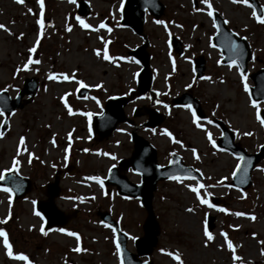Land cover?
Returning <instances> with one entry per match:
<instances>
[{
	"label": "rangeland",
	"instance_id": "1",
	"mask_svg": "<svg viewBox=\"0 0 264 264\" xmlns=\"http://www.w3.org/2000/svg\"><path fill=\"white\" fill-rule=\"evenodd\" d=\"M77 1L73 4L69 0H44L41 29L36 23L41 18L36 0H24L23 4L0 0V24L11 32L0 30V89H7L6 93L13 99L22 90L26 78L37 83L32 99L26 104L22 102L8 116L7 123L0 124V131L5 126L0 137V171L11 167L16 157L21 161L17 173L31 181L28 196L11 205L8 194L0 191V220L8 217L0 228H5L13 253L27 255L32 264H120L113 233L100 224L98 212L111 214L128 234L127 248L135 252L131 237L142 236L146 211L137 199L118 196L114 186L103 184L101 187L97 181L88 179L98 176L104 181L111 166H117L120 158L131 155L130 134L135 131L156 148L158 164L166 165L171 155H179L185 165L200 173L199 183L211 186L201 189V194L211 192L208 199L219 201L214 208L201 205L186 187L195 186L197 182L193 180H159L152 193L159 235L148 259L153 264H177L167 255L172 252L180 254L183 264H264V172L259 170L264 168V159L251 171L248 190L227 187L237 158L214 148L205 131L211 133L216 144L220 130L208 120L219 119L249 153L264 144V127L255 118L249 92L243 89L245 82L253 86L249 75L264 70V24L251 16L252 8L246 5L233 4L231 0H210L214 11L229 21L226 26L250 47L251 56L244 73L246 81L242 82L238 68L222 64L220 52L211 46L216 30L206 11H193L194 7L206 8L199 0H160L164 6L162 14L155 18L146 12L142 35L120 24L123 0H84L90 12L86 17H79L96 31L80 27L76 19ZM257 3L264 9V0ZM156 20L164 24H157ZM101 21L107 28H98ZM68 25L71 31L65 30ZM41 32L36 51L29 53L28 49ZM171 36L182 44L180 57L168 45ZM104 41L109 42L108 52L114 58L111 61L95 55L94 50H103ZM145 42L153 80L150 90L138 95L136 78L141 66L128 52ZM29 55L40 64L29 65L31 70L17 73L16 69L22 67ZM198 56L205 60L203 77L208 79L194 78L192 61ZM49 73H74L76 80L89 86L88 93L79 97L80 86L75 80H49ZM97 84L101 87H95ZM185 92L200 101L207 117L206 121L199 120L201 128L192 123L190 109L172 103L174 97ZM65 93H69L65 100L73 110L72 115L60 99ZM122 95L126 97L122 108L125 121L107 138L94 139L91 119L83 113H91L92 118L102 112L108 99ZM260 102L263 110L264 102ZM136 107L155 109L161 116V124L155 129L144 127L148 117L133 115ZM246 132L253 134L243 135ZM21 136L25 137L23 146H19ZM18 146L21 147L19 156ZM192 149L196 150L195 155ZM28 153L33 154L31 164ZM113 156L116 158L112 159ZM57 170L61 173L55 205L65 214L73 210L77 213L63 228L64 233L57 231L60 229L57 227L44 236L39 231L41 219L34 214L31 202L45 198L41 189L53 182ZM124 174L131 182L140 180L131 170ZM219 208L227 211L221 212ZM237 212L245 215L237 216ZM205 222L214 237L207 245L203 235ZM68 231L79 235L80 247L86 251H72L77 241L67 235ZM221 232L232 241L240 260H233ZM0 264L24 262L8 257L0 241Z\"/></svg>",
	"mask_w": 264,
	"mask_h": 264
},
{
	"label": "water",
	"instance_id": "2",
	"mask_svg": "<svg viewBox=\"0 0 264 264\" xmlns=\"http://www.w3.org/2000/svg\"><path fill=\"white\" fill-rule=\"evenodd\" d=\"M253 8L257 10L258 15L261 14V7L258 5L257 0H249ZM163 4L159 0H125L122 8L121 24L125 27L131 28L136 34L141 35L143 24L145 20V12H149L155 18L160 17L163 12ZM79 15L86 16L89 8L84 1H79L77 6ZM213 19L216 21L219 31L216 30L212 38V44L221 52L222 63L226 64L233 59H236L240 65V70L244 73L247 71V62L251 56L249 45L246 40L236 36L224 24L223 19L213 13ZM230 42H235L240 46L239 51L241 55L232 50ZM145 45L136 48L130 52V55L139 61L143 69L138 77V95L144 94L151 86V74L149 72V56L145 52ZM169 46L173 49L177 57L182 54L181 43L174 37L170 38ZM203 58H195L193 61V72L196 78L202 77L205 65ZM253 86L249 88L251 97L260 101H264V70L260 69L253 73L251 76ZM37 84L33 79H26L23 84V90L16 96L15 99H10L9 96L3 92L0 93V108L4 109L6 115L11 114L15 109L20 106V101L24 95L28 99L24 103H28L36 90ZM86 91H84L85 93ZM82 92V94H84ZM173 104L184 106L190 104L196 114L203 117L201 107L196 98L191 97L187 93L181 94L172 100ZM125 100L114 98L110 99L103 111V114L97 115L93 120L94 132L98 134L99 138L107 137L115 128V126L124 120L122 107ZM148 114V128L156 127L161 122V117L157 115L155 110L138 109L135 115ZM261 118H264V109L261 110ZM7 123V118L5 119ZM5 124V123H4ZM220 126L223 135L218 139L217 146L219 149L226 150L235 156L243 155L245 161L243 162L241 170L237 172L235 177H232L231 182L228 184L240 191L248 190L251 186V171L257 163L264 159V145L259 148V151L254 154H248L240 144L235 143V137L230 130L223 126L222 123L217 122ZM4 126L2 127V131ZM134 142V151L129 159L120 160L119 166L121 170L130 167L134 172L141 176L139 184L129 183L125 176L119 175L116 168H112L107 176L106 183L114 184L117 186V192L120 195L137 198L140 200L142 206L145 208L147 216L143 224V236L134 242L136 254L129 252L126 248L127 237L119 230L116 222L110 219L107 213L100 214L102 223L115 229V242L120 244L121 255L120 259L124 260V264H152L149 261H141L139 257L149 256L153 248L157 244V237L159 234V225L156 221L155 215L152 210V193L155 189L156 183L159 180L170 179L171 176H180L182 179L187 178L189 175L195 177V180H200L199 173L191 167L185 166L180 160L179 156L174 155L171 157L169 163L165 167H160L156 161V150L143 138L132 134ZM175 160L176 163H171ZM251 161V163H247ZM243 167H247V172L243 171ZM59 172H56L54 182L45 187V194L48 196L47 201H40L36 203L35 209L39 211L45 220V228L50 229L56 226H64L72 215L63 216L57 210L53 203V199L58 195V181ZM17 185L19 188L17 189ZM0 187H9L14 191L12 192L15 200L22 198L30 190V182L26 178H21L17 173H5V180L0 181Z\"/></svg>",
	"mask_w": 264,
	"mask_h": 264
},
{
	"label": "snow or ice",
	"instance_id": "3",
	"mask_svg": "<svg viewBox=\"0 0 264 264\" xmlns=\"http://www.w3.org/2000/svg\"><path fill=\"white\" fill-rule=\"evenodd\" d=\"M37 4L39 5V9H40V17L39 19H37L36 23L38 25H40L41 29H43L44 27V19H43V13H44V8H45V5H44V0H36ZM70 3H73L75 4L76 3V0H69ZM200 4L202 5H206V8H193V11L194 12H207V15L209 17H212L213 16V12H214V9H213V5L212 3L210 2V0H199ZM231 2L233 4H240V5H246L248 6L249 8H252V12H251V16L258 22V23H261V24H264V9L261 10V14L258 15L257 13V10L255 8H253L252 4L249 3V0H231ZM16 3H19V4H23L24 3V0H16ZM32 9H28V12H31ZM77 21L79 22V25L81 28L83 29H92L93 31H96L98 29L96 28H93L90 24L88 23H85V21L83 19H81L79 16L76 17ZM157 24H164V21L162 20H156L155 21ZM229 23V21L227 20H224V24H227ZM212 26L213 28H215L217 31H219L218 27H217V24H216V21L213 20L212 22ZM98 28H107V25L101 21V23L99 24ZM0 30H3L5 32H8L9 34H11L10 32V29H8L4 24H0ZM66 31H71V25H68L65 29ZM108 31L110 32L111 29L109 28ZM23 33L20 34V36H22ZM42 35V32L40 34H38L37 36V40H36V43L28 49L29 53H34L36 51V48H37V45L39 44L40 42V36ZM18 39L20 38L19 36L17 37ZM108 41H104V48L103 50H100V49H96L94 50L95 52V55L97 57H101L103 60L105 61H111L113 60L114 58L111 57L109 55V52H108ZM212 47H215V45H211ZM230 47L232 50L236 51L237 52V55H241L242 53L239 51L240 49V46L238 44H236L235 42H230ZM33 64H40V61L39 60H35L32 58L31 55H29L27 61L22 65V67H18L16 69V72L19 73L20 71H28V70H31L29 68V65H33ZM232 66H236L238 69H240V65L238 64L237 60L236 59H233L230 61V64H229V67H232ZM173 70H175V68H173ZM240 74H241V81H246V76L245 74L243 73L242 70H240ZM47 78L49 80H53V81H56V80H59V79H63L64 81H69V80H75L76 83L81 87V88H87L89 87L86 83H84L83 81L81 80H76V77H75V74H71V75H68V74H64V73H49ZM201 79H208V77H201ZM95 87L99 88L101 87V85L97 84L95 85ZM187 87H191V85H187ZM243 89L244 91L247 93L249 91V86L248 84L245 82L243 83ZM7 89H0V92H6ZM159 95V93H157ZM69 95V93H65L64 96L60 97L62 103H64V107L67 108L68 110V113L69 115H72L73 114V110L71 107H69V105L67 104L66 100H65V97ZM93 99H95V97H93ZM157 103H161L160 101H156ZM249 102L251 104V107L255 110V118L257 121H259L260 125L261 126H264V118H261V103L260 101H258L257 99H253L251 97H249ZM97 103H99V101H97ZM164 107L165 108H168V105L167 104H164ZM185 108H188V109H191V105L190 104H186L184 105ZM4 109L3 108H0V117H3L4 116ZM83 115H86L89 117V119H91V113H83ZM199 120H200V117H198L195 113V111H192V123L197 127V128H201L202 125L199 123ZM3 123H6V121H3V120H0V124H3ZM208 123L209 124H212L213 121L212 120H208ZM206 131V135L209 139V141L212 143V146L215 148L216 147V144L215 142L213 141V138H212V135L211 133H207V130ZM166 134L171 137L172 136V133L171 132H167L166 131ZM253 133L252 132H246V133H243V135H247V136H251ZM4 135V132L0 131V137H3ZM221 135H223V133H221ZM69 136V139L71 138V133L68 134ZM175 143L177 144H180L181 142L179 140H175L174 141ZM54 143V141H53ZM25 144V137L21 136L19 138V146H23ZM17 148V156H19L21 154V147ZM24 151H27V149H23ZM67 151V149L65 150ZM85 151H87V149H85ZM192 152L193 154L195 155L196 153V150L195 149H192ZM103 155H108L107 153H103ZM116 157L113 156L112 159H115ZM198 158V157H197ZM32 159H33V154L32 153H28V163L31 164L32 162ZM65 160H67V155H65L64 157ZM237 163L235 165V168L233 169L231 175L233 177H235L237 175V172L239 170H241L242 168V165H243V162L245 161V157L243 155H240L237 157ZM41 163H43V161H41ZM171 163H176L175 160L171 161ZM247 163H251V161H248ZM21 165V161L20 159L16 158V157H13L12 161H11V167L5 169L4 171H0V181H3L5 180V172H9V173H16L18 172V169ZM53 167H55V165H53ZM260 171L264 172V168H260L259 169ZM243 171L246 173L247 172V167H243ZM170 179H173V180H181L182 178L180 176H171L169 177ZM187 178L189 179H193L195 180V177H192V176H188ZM88 179H91V180H95L97 181L101 187H103V181L101 180L100 177L98 176H93V177H88ZM186 187H188L196 196V199L199 201V203L201 205H206L207 207L209 208H214L216 207V205H214L209 199L208 197H210L212 195L211 192H207L205 191L203 193V195L201 194V189H206L207 187H211L209 185H205L203 183H199L197 182L195 184V186H192V185H186ZM19 188V185H17V189ZM0 191H3L5 193H8V201H9V205H11V202H12V192L14 191L12 188H9V187H3V188H0ZM32 205L35 209V205H36V201L33 200L32 202ZM219 211L221 212H225L227 211L226 209L224 208H219L218 209ZM188 211H192V209H188ZM34 214L38 217H40V219L43 221L44 220V217L41 215V213L39 211H34ZM235 215L237 216H242V215H245L244 213H241V212H237L235 213ZM252 219H255V217H251ZM8 219V217L5 218V220H0V224H3L6 222V220ZM231 227V226H230ZM238 227V226H236ZM39 231L41 232L42 235L44 236H47L48 235V232L49 231H52V229H49L48 231H45V228H44V224L42 223L40 225V228H39ZM57 231L61 232V233H64L66 230L63 229V228H60V229H57ZM113 231L115 232V229H113ZM67 235L69 236H72V237H75L76 238V247L72 249V251L74 252H81V251H86V249H82L80 247V237L77 233L75 232H72V231H68L67 232ZM125 235L127 236L128 234L125 233ZM203 235L204 237L206 238L205 239V245H207L208 242L212 241L213 240V234L209 231L208 227H207V223L205 222V227L203 229ZM221 235L224 237V240H225V243L227 245V248L233 253V260L234 261H237V260H240L241 258L239 256H237L235 254V248H234V245L232 243L231 240L228 239L227 237V234L226 233H223L221 232ZM0 237H3V246L4 248L6 249V254L10 257V258H13V259H16V260H19V261H23L24 264H32V262L30 261L29 257L23 253H16L14 254L13 253V250H12V245L10 244L9 242V239H8V236H7V233L5 232V230L3 228H0ZM132 240H135L136 237H131ZM161 251H164L163 249H161ZM116 252L118 255H121V247H120V244L117 243L116 244ZM262 254H264V252H262ZM167 255L171 256L175 261H177V264H183V261L181 259V256L179 253H172V252H168ZM120 264H124V260L121 259L120 260ZM145 264H147V262H145Z\"/></svg>",
	"mask_w": 264,
	"mask_h": 264
}]
</instances>
